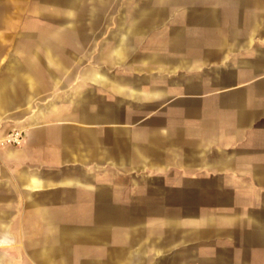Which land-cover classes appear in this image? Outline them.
Returning <instances> with one entry per match:
<instances>
[{
	"label": "crops",
	"instance_id": "1",
	"mask_svg": "<svg viewBox=\"0 0 264 264\" xmlns=\"http://www.w3.org/2000/svg\"><path fill=\"white\" fill-rule=\"evenodd\" d=\"M4 2L0 264H264V0Z\"/></svg>",
	"mask_w": 264,
	"mask_h": 264
},
{
	"label": "rangeland",
	"instance_id": "2",
	"mask_svg": "<svg viewBox=\"0 0 264 264\" xmlns=\"http://www.w3.org/2000/svg\"><path fill=\"white\" fill-rule=\"evenodd\" d=\"M4 4L8 13L5 23L17 25L44 24L48 20L42 17H33L32 9H30V6L28 5V0H5ZM51 19L52 23H54L53 20L57 21V18Z\"/></svg>",
	"mask_w": 264,
	"mask_h": 264
},
{
	"label": "built area",
	"instance_id": "3",
	"mask_svg": "<svg viewBox=\"0 0 264 264\" xmlns=\"http://www.w3.org/2000/svg\"><path fill=\"white\" fill-rule=\"evenodd\" d=\"M26 133L23 130H14L8 134L4 140H1L2 145L21 146L25 141Z\"/></svg>",
	"mask_w": 264,
	"mask_h": 264
}]
</instances>
